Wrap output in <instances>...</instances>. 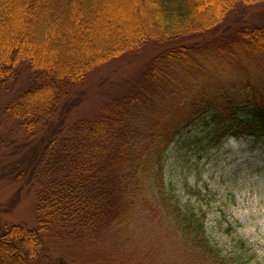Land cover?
Listing matches in <instances>:
<instances>
[{
    "label": "trees",
    "instance_id": "1",
    "mask_svg": "<svg viewBox=\"0 0 264 264\" xmlns=\"http://www.w3.org/2000/svg\"><path fill=\"white\" fill-rule=\"evenodd\" d=\"M261 2L0 0V92L18 77L24 81L4 113L31 136L68 93L111 61L167 44L122 100L32 150L41 151L16 176L31 182L37 227L0 224V264H43L42 237L50 228L65 236L99 232L125 216L130 200L148 193L169 201L165 153L185 136L199 134V161L224 142L264 137V24L206 39L228 12ZM219 72L246 83L230 90L212 76Z\"/></svg>",
    "mask_w": 264,
    "mask_h": 264
},
{
    "label": "rangeland",
    "instance_id": "2",
    "mask_svg": "<svg viewBox=\"0 0 264 264\" xmlns=\"http://www.w3.org/2000/svg\"><path fill=\"white\" fill-rule=\"evenodd\" d=\"M263 24L264 2L238 6L226 14L215 35L206 39L232 36L242 28ZM164 45L150 43L92 74L64 97L56 113L33 136L4 113L9 97L23 85L22 76L13 88L0 92L1 225L37 227L31 182L28 175L26 179L16 176L20 166L39 155L41 150H32L44 139H59L78 119H91L104 104L128 94L136 85L137 73L150 66ZM215 75L230 90L242 89L246 83L239 74L226 80L220 72ZM177 100L179 96L170 99L167 108ZM174 114L168 123L179 117L180 109ZM152 120L154 126L156 118ZM200 148L199 134H194L177 140L165 153V188L172 191L169 201L147 193L127 202L130 207L125 216L99 232L65 236L53 227L43 233V264H264V137L224 142L199 161ZM200 223L203 234H199Z\"/></svg>",
    "mask_w": 264,
    "mask_h": 264
}]
</instances>
